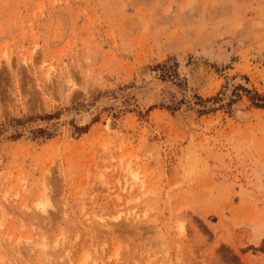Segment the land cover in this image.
Segmentation results:
<instances>
[{
    "label": "rangeland",
    "instance_id": "rangeland-1",
    "mask_svg": "<svg viewBox=\"0 0 264 264\" xmlns=\"http://www.w3.org/2000/svg\"><path fill=\"white\" fill-rule=\"evenodd\" d=\"M63 245L264 264V0H0V264Z\"/></svg>",
    "mask_w": 264,
    "mask_h": 264
},
{
    "label": "bare ground",
    "instance_id": "bare-ground-1",
    "mask_svg": "<svg viewBox=\"0 0 264 264\" xmlns=\"http://www.w3.org/2000/svg\"><path fill=\"white\" fill-rule=\"evenodd\" d=\"M137 179V176H136V173L134 174V181ZM142 182V181H141ZM141 182H140V185H141ZM47 203H48V201H47ZM48 205H49V203H48ZM39 209H40V211L41 212H44L46 209H45V205H42L41 204V207L39 206ZM60 243H62L61 241L60 242H58V241H56L55 242V245L56 246H60L61 244ZM66 243V242H65ZM43 248L44 247H46L47 246V243L44 241V242H42V245H41ZM69 248H68V246L67 247H64V245H63V247H61L58 251H57V253H53L52 255H48V254H46L45 252H44V256H43V259L41 260V264H51L53 261L55 262V263H57V264H63L64 263V258H63V256H62V253H63V255L65 256V255H67V253L69 252H67V250H68ZM55 251V252H56ZM69 254V253H68ZM62 258V259H61ZM54 262L52 263V264H54ZM91 264H94V263H92L91 262Z\"/></svg>",
    "mask_w": 264,
    "mask_h": 264
}]
</instances>
